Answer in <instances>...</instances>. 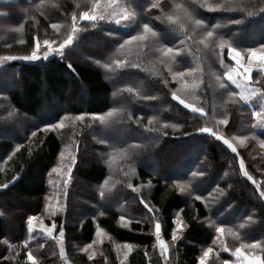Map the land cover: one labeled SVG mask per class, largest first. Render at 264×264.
<instances>
[{"label":"trees","instance_id":"obj_1","mask_svg":"<svg viewBox=\"0 0 264 264\" xmlns=\"http://www.w3.org/2000/svg\"><path fill=\"white\" fill-rule=\"evenodd\" d=\"M100 1H0V58L30 56L37 41L58 48L74 15L79 29L63 57L0 66V264H31L29 251L37 264H61V246L72 264H119L113 241L126 251L122 264H165L155 223L162 240L173 244L177 218L184 226L178 264H199L209 247L207 264H224L242 244L264 245V124L253 117L262 100L260 92L247 102L240 98L226 78L234 68L229 47H219L223 38L246 57L247 49L264 44V0H244L252 15L207 10L224 0H120L136 18L129 32L106 20H81ZM181 5L207 29L220 24L216 35L206 39L204 27L189 21L185 32L169 21V15H184ZM145 23L159 35L121 49ZM94 41L102 44L92 48ZM165 47L182 49L175 62L163 55ZM261 69L252 71L250 83L264 92ZM178 71L186 72L183 81L174 78ZM173 93L206 115L184 107ZM224 119L227 125L219 123ZM61 121L65 126L53 130ZM205 127L236 152L199 131ZM80 181L89 183L87 194ZM30 217L37 218L31 232ZM7 222L14 224L11 231ZM53 223V237L65 232L62 242L41 231ZM219 227L229 251L215 245ZM98 232L108 239L100 255L71 251L74 243L98 241ZM244 251L264 256L260 249Z\"/></svg>","mask_w":264,"mask_h":264},{"label":"snow or ice","instance_id":"obj_2","mask_svg":"<svg viewBox=\"0 0 264 264\" xmlns=\"http://www.w3.org/2000/svg\"><path fill=\"white\" fill-rule=\"evenodd\" d=\"M112 2V0H110V3ZM194 2H198V0H194ZM153 7H158V4H153ZM207 10L208 11H218V10H240V11H248L249 15H252L253 12L251 10H249V6L247 3L244 2V0H224L223 4H217V5H212V4H207ZM181 9H183V5L179 6ZM201 7H205L204 4L201 5ZM99 8V4H95L93 6V10L92 11H84L82 13L81 16V20L84 21H91V22H95L98 20H105L106 16L108 15H115V12H108L107 9H104L103 11H96V9ZM184 10V15L181 16H175V15H169L167 17V19L173 23H177L179 24V27L183 30V31H187L186 29V23L187 22H192L194 23L197 27H204L205 28V37L207 38H213L216 35V29L220 28L221 25L217 24L215 26V28L213 29H207V27L204 25V21L202 19H195L194 17H192L191 13L188 12L187 9H183ZM260 11H264V8H261ZM134 17V13H130L127 11V9L124 10V12L122 14H120V17L118 19L115 20V23L117 25L121 24V21H129L132 20ZM72 25H71V32L70 34L67 36V38H65L63 40L62 43L59 44L58 48H53L52 44L53 42H50L49 40H44V44L48 47L49 49V53L48 55L52 54V53H57L58 55H60L61 57L64 56V49L70 45L73 44L74 39L76 38V33L79 31V29L76 26V16L74 15L72 17ZM234 24H241L243 23L242 20H234L233 21ZM51 27L53 29H59L61 27V25L59 24H52ZM147 34H151L153 37H157L159 35V33L153 29L149 24L145 23L143 25V31L136 34V35H132L129 39L124 40V42L122 44H120V48L123 49L125 48V46L127 45H131L133 44V42H144L148 39V35ZM190 39V37H189ZM204 41H201V43H203ZM21 43H23V41H21ZM181 44L184 43V40L180 41ZM228 46L229 47V52L231 55V59L235 61V63L242 68V71L236 70L237 71V76L242 77V79H238L236 76H233V74L230 72L227 74V79L229 81L232 82V84H234L238 89H240V98L245 100L246 102L249 101L250 99H252L256 94H257V90L256 89H249V85L248 82L251 81V72H252V68L251 66H244L241 64V56L242 53L240 51H238L236 48L231 47L230 42L223 40V38L219 39V47L221 49H223L224 47ZM40 49V42L37 41L36 42V50L33 51V53L30 56H8V57H2L0 58V60H30V61H35L40 59L41 57L39 55H37V52ZM163 51V55L165 57H168L169 60H171L172 62H175L176 57L180 54V52L182 51V49L180 48H174V47H165L162 49ZM247 52L250 55V59L255 61V60H259L261 64H264V44H262L260 46L259 49L256 48H249L247 49ZM48 55L44 56V59L48 58ZM163 62V61H162ZM118 64L122 63V62H117ZM70 66V65H69ZM134 66H138V65H134ZM192 69L189 70V73H191ZM261 71H264V68L261 69ZM186 72L184 71H178L176 73H174V78L175 77H180L181 80L183 81V78L185 77ZM184 86L187 87V82L184 81ZM223 87V85H222ZM250 93V94H249ZM235 95V94H233ZM259 95L261 96V100H262V104H261V108L259 111H254L253 112V117L255 119H257L258 121L261 122V124H264V92H260ZM173 99L178 100L180 104L184 105V107L189 108L191 107L190 105L186 104L185 101L183 99H181L178 95H176L175 93H173ZM191 111L193 112H200L201 114H205L203 112L202 109L199 108H195V107H191ZM109 116L112 115V113H108ZM79 119H83V117H79ZM101 122H103V120H101ZM219 123L227 125L228 121L227 119L221 120L219 121ZM65 125L63 123V121H61L60 124H56V125H52V129L54 130L55 128H63ZM45 131H48V129H44ZM201 133H206V134H210L211 136L215 137L217 140H220L223 142V144L227 145L229 148H231L232 152H236V148L232 146V144L225 139L223 136L218 135L216 132H214L211 128H201L199 130ZM33 135H35V133H33ZM264 146V145H262ZM19 150V149H17ZM61 156L63 157V153H61ZM10 158V157H9ZM241 168L244 167L243 164V160H241ZM54 171H57L54 169ZM70 171L69 170V176L68 179H71L70 176ZM244 175L248 177L249 180L252 179L251 176H248L247 171L244 172ZM253 183H255V181H253ZM2 187L7 188L8 184H4L2 185ZM182 192L185 191L184 187H181L180 189ZM101 195H103V193H101ZM260 196L264 197V191L260 192ZM196 200H201L202 197L197 195L195 196ZM145 208H147V210L149 212H152L153 209L148 207L147 204L144 205ZM36 217H30L28 220V225H29V232L33 231V221L36 220ZM175 224H176V231H180L182 230L183 227V222L177 218L175 220ZM241 227H244V225H241ZM56 225L55 223L52 224L51 228H42L41 231L46 232L47 236L50 238L55 239V237H53V231L55 230ZM176 231L173 232L172 234V240L176 241L178 239L177 235H176ZM216 231L220 234H224L225 229L223 227H219L216 229ZM102 232V230H101ZM97 235H100V232L97 233ZM155 235L157 237V240L159 242V246H160V250H161V255L166 257L168 248L166 243L163 240H160V235H161V224L159 221H157L155 223ZM236 235V234H234ZM63 240V232L60 233V242H62ZM27 246V244H25V247ZM14 247V246H13ZM88 247H91V245H89ZM223 250L224 251H229V249L227 248V246L222 245ZM260 249L262 252H264V245L260 244V243H253V244H242L240 248H237L235 250V252L231 253L233 256H235L237 258V260L239 261V264H264V256L262 255H256L253 253H245L244 249ZM85 251H87V248L84 249ZM61 254L63 255V247H61ZM213 254V248L209 247L207 248L206 251L203 252L202 256L199 259V264H207L209 257ZM218 255V253H217ZM91 258V257H90ZM126 258V257H125ZM27 260L31 262V264H37L36 262V258L33 256L32 252L29 251L27 253ZM225 264H228L227 261H225Z\"/></svg>","mask_w":264,"mask_h":264},{"label":"rangeland","instance_id":"obj_3","mask_svg":"<svg viewBox=\"0 0 264 264\" xmlns=\"http://www.w3.org/2000/svg\"><path fill=\"white\" fill-rule=\"evenodd\" d=\"M0 1L12 2V1H15V0H0ZM98 4H99V8H97L96 11L99 12V11H103L104 9H107V11L110 12V13L111 12H115L116 13L115 15H108V16H106V19L105 20L108 21V22H110V23H113L121 31H123V32H129V31H131V30H133L135 28V26H136V18L135 17H133V19L132 20H129V21H123L122 20L121 21V24H119V25H117L115 23V20L118 19L120 17V14H122L124 12V10L126 9L125 5L120 0H112L111 3H110V0H101ZM101 44H102V42H100V41H94L89 46L92 47V48H94V47H96L98 45H101ZM229 57L231 58L230 52H229ZM6 61L0 60V66L4 65L6 63ZM232 61L234 62V68H232V70L229 71L228 73L231 72L233 74V76H236L238 79H242V77L237 76V71L236 70L242 71L243 69L240 68L235 63L234 60H232ZM241 64L244 65V66H251V68L253 69L252 71L256 70L257 68L258 69H261L262 68V64L260 63V61L259 60H255V61L251 60L249 54L246 55V57H244V55L242 54V56H241ZM227 74H226V78H227ZM229 82L232 84L231 81H229ZM232 85L235 86L234 84H232ZM248 85H249V89L250 90L251 89H256L257 90V93H259V92L262 91V89H260V87H258V86L257 87H254V86H252V84L250 82H248ZM238 90L240 92V89H238ZM254 98L255 97H253L252 99H254ZM252 99H250V100H252ZM21 128H22V125L21 126H18L16 129H13L10 133L11 134H16ZM2 133L3 132H1V134ZM108 135H110L111 138H114V134L113 133H108ZM183 146H185V144H178V148L183 147ZM65 155H66V153L63 154V156H65ZM159 157L162 159L163 154L160 153L159 154ZM88 188H89V183L88 182H86V181H80V192L81 193L87 194V191L89 190ZM5 200L6 199L3 198L2 199V202L5 201ZM13 203L15 204L16 202H13ZM175 220H174V223H175ZM7 225L9 226V231H11V229L14 228V224L12 222H7ZM175 227H177V226H175ZM183 231H184V226L182 227V230L176 231V235H177L178 239L176 241H174L173 244H167L166 243L167 248H168V251H167V254H166V257H165V259H166L165 264H178V254H177V250H176V248H177L176 247V244H177L178 240H180V238L182 237ZM216 233H217V238L215 240V242H216L215 245H217L219 247V250L222 251L223 250L222 245H225L224 242H223V234H220L218 232H216ZM56 237H55V239H56ZM159 239L162 240V234L160 235V238ZM56 240L60 242V238L59 239H56ZM102 241H108V239H106V237H104L103 235L98 236V241L96 240V243L93 244V247L92 248L86 247L87 248V251L84 250L85 247L82 246V244H80V243H74L73 246H71V248H72L71 251L72 252H84V253L85 252H94V253H97L96 256H98V255H100L102 253V251H101ZM156 243H157L158 248H160L159 242L157 240V237H156ZM112 246H113V242H112ZM61 247H63V246H61ZM121 252H122V257H123L122 262H123L124 257L126 255V251H125L124 248H121ZM230 259L231 260L227 261L228 264H238V262H239L237 260V258L234 257L232 254L230 255ZM63 263H64V261L61 258V264H63ZM224 264H225V262H224Z\"/></svg>","mask_w":264,"mask_h":264},{"label":"crops","instance_id":"obj_4","mask_svg":"<svg viewBox=\"0 0 264 264\" xmlns=\"http://www.w3.org/2000/svg\"><path fill=\"white\" fill-rule=\"evenodd\" d=\"M2 2H6V1H2ZM96 243V239L94 241H92L90 244H86L84 247H88L89 245H91V247H88V248H92L93 247V244ZM123 247V245L121 243H118L116 241H113V249L115 251V254H116V257H117V260L119 262V264H122V252H121V248ZM86 256L89 258V259H92V258H95L97 257V253H94V252H85ZM91 257V258H90ZM235 257V256H234ZM125 259V257H124ZM239 264V262H238Z\"/></svg>","mask_w":264,"mask_h":264},{"label":"water","instance_id":"obj_5","mask_svg":"<svg viewBox=\"0 0 264 264\" xmlns=\"http://www.w3.org/2000/svg\"><path fill=\"white\" fill-rule=\"evenodd\" d=\"M49 50L47 52L44 53L43 55V59L45 55H48ZM55 57V53H52L50 55H48L47 59H44L45 62L50 61L51 59H53ZM63 232V231H62ZM65 236V232H63V237ZM159 251L161 252L160 248ZM61 258L65 261V264H72L71 261L68 259V253L67 250L63 248V255L61 254Z\"/></svg>","mask_w":264,"mask_h":264},{"label":"built area","instance_id":"obj_6","mask_svg":"<svg viewBox=\"0 0 264 264\" xmlns=\"http://www.w3.org/2000/svg\"><path fill=\"white\" fill-rule=\"evenodd\" d=\"M35 50H36V47H35L34 51ZM47 50H48V47L43 42H40V49L37 52V55L42 57L44 55V53L47 52ZM56 239H59V236H57ZM63 264H65V263H63Z\"/></svg>","mask_w":264,"mask_h":264}]
</instances>
